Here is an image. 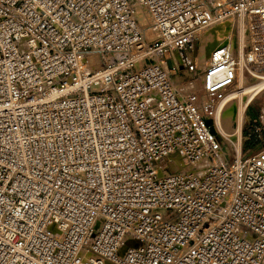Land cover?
Wrapping results in <instances>:
<instances>
[{
    "label": "built area",
    "instance_id": "built-area-1",
    "mask_svg": "<svg viewBox=\"0 0 264 264\" xmlns=\"http://www.w3.org/2000/svg\"><path fill=\"white\" fill-rule=\"evenodd\" d=\"M245 69L264 0H0V264H264V147L206 99Z\"/></svg>",
    "mask_w": 264,
    "mask_h": 264
},
{
    "label": "rangeland",
    "instance_id": "rangeland-1",
    "mask_svg": "<svg viewBox=\"0 0 264 264\" xmlns=\"http://www.w3.org/2000/svg\"><path fill=\"white\" fill-rule=\"evenodd\" d=\"M219 28H217V29H219ZM220 29L217 30V32H219ZM149 33L152 34L151 32H149ZM205 33L202 34L203 36L201 39L197 38L195 40V47H194L196 56L200 59L201 64L206 63L205 61L208 60V58L206 56L207 52H209L210 48L212 46H214L213 45L214 42L212 43L207 39L208 36H206V35L208 34V31ZM205 37H207V38H205ZM205 39H206V41H205ZM160 59H162V58H160V57H153V58L151 57L150 58L151 61H157ZM257 72H260V71H256V73ZM254 74H255V72H254ZM254 74L252 75L248 71V69L244 70V78L241 79V82H239L240 79L238 80L236 88H234L232 93L229 95V100L226 102V104L224 105V107L220 113L222 127L220 128L219 126H217V130H218L219 134L223 137V142H222L223 150L226 152L229 151V155L227 156V158L231 157L233 152H234L233 141L236 142V144L238 146L241 143L242 150H244V148H246V147H249L250 148L249 151H256V150L264 147V139L260 140V141H255L254 139H248V140L242 139V142H241V139L239 136L240 132L238 133L237 129H236V123H237V117H238V111H239L238 105L241 102H246L248 100V97L251 94L250 93L251 91L249 90V88L253 87V86H254L253 88H256L255 86L257 84H259V81ZM179 75L187 76L185 71L178 73V75L175 77L176 81L179 80V78H180ZM206 99L211 104L214 101L216 102L218 97L216 95L215 96L210 95ZM260 115L263 116V118H264V88L257 95L252 97V99L249 101V103L245 107V116L257 117Z\"/></svg>",
    "mask_w": 264,
    "mask_h": 264
},
{
    "label": "bare ground",
    "instance_id": "bare-ground-1",
    "mask_svg": "<svg viewBox=\"0 0 264 264\" xmlns=\"http://www.w3.org/2000/svg\"><path fill=\"white\" fill-rule=\"evenodd\" d=\"M139 15H140L141 19H143V15H142L141 12H139ZM218 25H220V24L215 25L214 30H205V31H203V33H205V32L208 31V34L206 35V36H208V38L207 37H205V38H207L212 43L214 42L213 45L217 44L218 42H220L222 39H225L226 37L228 38V36L230 35V34H227L224 30H221L222 28L220 26H218ZM217 28L220 29L219 32H217V30H219ZM150 32H151V30H150ZM152 34L149 33L150 36ZM231 35L236 36L237 34H231ZM238 39H239V43L241 45L242 44V34H241V31L238 34ZM205 41H206V39H205ZM162 63H164V61H162ZM254 75L258 79L259 84H257V85L255 84L256 85L255 86L256 88H253L254 86L253 87H250L249 90L251 92L250 91L249 92L251 94L249 95L248 100L246 102H241V103L239 102L240 104L238 105L239 106L238 107L239 111H238V117H237V123H236V129H237V132L238 133L240 132L241 123H242V120H243V118L245 116V107H246V105L249 103V101L252 99V97H254L255 95H257L264 88V72H257ZM243 78H244V74L238 73L237 76H236V79H235L234 83L232 84V86L230 88L226 89L222 94H220V97L217 96L218 99L216 101L217 104H216V109H215L216 112H215V114H216V121L218 122V125L217 126H219L220 128L222 127L220 113H221L224 105L226 104V102L229 100V95L232 93L233 89L236 88L238 80L240 79L239 82H241V79H243ZM207 103L210 104L208 100H207ZM214 103H215V101L212 102L211 105L214 104ZM233 146L236 149L239 150L240 149V146H241V143L238 146L236 144V142L233 141ZM225 155L228 156L229 155V151L228 152L225 151Z\"/></svg>",
    "mask_w": 264,
    "mask_h": 264
},
{
    "label": "water",
    "instance_id": "water-1",
    "mask_svg": "<svg viewBox=\"0 0 264 264\" xmlns=\"http://www.w3.org/2000/svg\"><path fill=\"white\" fill-rule=\"evenodd\" d=\"M208 54V53H207Z\"/></svg>",
    "mask_w": 264,
    "mask_h": 264
}]
</instances>
